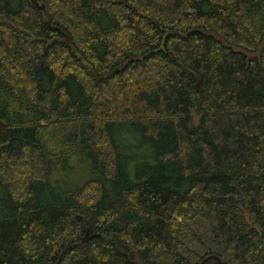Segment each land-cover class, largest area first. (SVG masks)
<instances>
[{
  "label": "trees",
  "instance_id": "16d2710c",
  "mask_svg": "<svg viewBox=\"0 0 264 264\" xmlns=\"http://www.w3.org/2000/svg\"><path fill=\"white\" fill-rule=\"evenodd\" d=\"M36 2L0 0V264H264V0Z\"/></svg>",
  "mask_w": 264,
  "mask_h": 264
},
{
  "label": "water",
  "instance_id": "95a60500",
  "mask_svg": "<svg viewBox=\"0 0 264 264\" xmlns=\"http://www.w3.org/2000/svg\"><path fill=\"white\" fill-rule=\"evenodd\" d=\"M31 2H32V4L35 6V8H36L37 10H39L40 12L43 11V10L45 9V7H44L43 5L38 4V2H36V0H31ZM9 24H11L13 27L17 28L18 30H22L21 27L16 26V25H14L13 23H10V22H9ZM203 33H204V35H205L206 37L213 38V39H215L216 41H218V42H220V43H222L223 45L226 46V43L224 42V40L221 39V38H219V36H218L217 34H215V33H206V32H203ZM67 39H68V37H67ZM54 41L59 42L60 39L57 38V39H55ZM66 42H67L66 44H69V39H68ZM262 49H263V45L260 46V47H259V51H258L257 53H254V54H251V53H248V52H245V51H242V50H238L237 52H239L240 54L244 55L248 60H253V59H259V58H260V52L262 51ZM131 61H135V60H134V59L129 60L128 62L125 63V66H126V64H128V63L131 62ZM244 217H245V221H246L247 225L250 226V229H253V225L251 224V222H250L249 218L246 216V214L244 215ZM85 237H86V242H88V241H90V240L100 238V235H96V234H95V235L89 236V231H87ZM210 260H215L218 264H226V263H223L220 259H218V258H216V257H213V256H209V257L205 258V259L201 262V264H206V263H207L208 261H210Z\"/></svg>",
  "mask_w": 264,
  "mask_h": 264
},
{
  "label": "rangeland",
  "instance_id": "374dc122",
  "mask_svg": "<svg viewBox=\"0 0 264 264\" xmlns=\"http://www.w3.org/2000/svg\"><path fill=\"white\" fill-rule=\"evenodd\" d=\"M60 39V38H59ZM68 39H67V37L66 38H63V39H60V41L61 42H63L65 45H67V46H70V44H71V41H70V39H69V44H66ZM59 41V42H60ZM145 165H146V163L144 162V161H142V165H141V167L142 168H144L145 167ZM75 175H74V172H73V174H70L69 176H68V178L69 179H71L72 178V180H73V177H74ZM89 242V241H88ZM132 260H134V257L132 256Z\"/></svg>",
  "mask_w": 264,
  "mask_h": 264
}]
</instances>
